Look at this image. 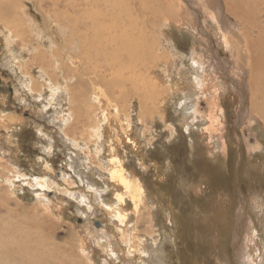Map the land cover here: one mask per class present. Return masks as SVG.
<instances>
[{
    "label": "rangeland",
    "instance_id": "obj_1",
    "mask_svg": "<svg viewBox=\"0 0 264 264\" xmlns=\"http://www.w3.org/2000/svg\"><path fill=\"white\" fill-rule=\"evenodd\" d=\"M24 11L43 21L31 2ZM21 13L0 20V226L32 222L63 264H237L253 242L264 264V117L252 111L251 73L234 71L212 17L200 11L159 30L144 19L146 78L160 96L140 115L138 85L122 99L115 92V105L105 101L97 111L105 120L96 132L92 113L77 123L64 95L53 98L41 86L39 74L50 69L33 65L31 55L49 52L37 49L41 39L28 23H10ZM250 29L243 44L259 31ZM192 57L212 61L202 76L195 77ZM61 63L70 64L65 56ZM111 160L141 185L135 198L109 172ZM109 206L124 213L122 223Z\"/></svg>",
    "mask_w": 264,
    "mask_h": 264
},
{
    "label": "bare ground",
    "instance_id": "obj_2",
    "mask_svg": "<svg viewBox=\"0 0 264 264\" xmlns=\"http://www.w3.org/2000/svg\"><path fill=\"white\" fill-rule=\"evenodd\" d=\"M25 2H31L34 5L42 16V22L25 14ZM176 5L181 10L177 9ZM17 8L22 13L11 18L10 23L16 22L21 28L25 27L24 23H28L29 28L41 39H36L37 49H45L49 52L48 56L44 51L31 55L33 65L34 63L37 66L44 65L50 69L48 71L42 69L46 74H39V78L43 79L40 81L43 83L41 86L44 85V88L50 89L53 98L62 97L59 93L64 95L69 105L68 113L76 114L72 116L77 123L80 122V116L88 119L90 113H92V119H96L98 109L103 112L104 109L100 105L105 101L107 105L114 106L115 92L122 99L124 94L128 91H136L138 86L142 92L136 91L135 96L139 99L140 115H144L143 113L148 109L146 104L149 101H157L156 98L160 96V91L149 86V80L146 78L147 72L145 73L144 66L147 64L145 61L148 46L143 44V39H146L144 19L149 17L155 23L154 30H159L170 22L179 24L178 22L185 18L198 19L200 11L212 17V33L219 40L217 43L223 47V51L230 53L234 71L239 76L244 74L245 69L251 73L248 85L252 99L254 97L253 103L256 102L254 103L256 105L253 104L255 108L252 111L264 117V0H2L0 20H3L4 15L9 16L15 12ZM112 18H115L113 23ZM232 20L233 28L229 25ZM50 24L55 25V29H49ZM249 28H258L259 33L257 32L256 36L244 37L246 40L243 44L241 35ZM198 31L204 32L200 25ZM158 32L160 39L161 31ZM4 44L6 51L13 57V40L5 38ZM167 44L170 45L168 42ZM169 48L173 51L171 47ZM87 52H90L89 58L85 56ZM63 56L69 60V65L61 63ZM192 58L195 77L202 76L210 68L207 63L212 61L207 62L205 58H199L197 61L194 57ZM90 64L93 65L92 70H88ZM138 64L139 66H136ZM204 67H206L205 70H203ZM138 70L142 71L139 73ZM60 72L63 73L61 77ZM45 77L46 80H44ZM22 84L26 87L25 82ZM35 85L36 83L33 82V90L36 91ZM31 86L30 83V89ZM257 99H259L258 102ZM112 108L114 114H117L118 109ZM102 118L105 120L104 114ZM104 120L98 117L91 128L96 132L99 131V125H102ZM37 131L41 133V129ZM108 146L111 148L112 144L109 143ZM109 164V172L119 178L126 190L132 194V198H135V192L139 193L142 190L141 185L136 182L133 184L119 163L111 160ZM34 181L39 188H45L44 179L35 178ZM119 201L121 202L118 203L123 202L122 199ZM111 207L115 211L113 217L119 218L122 223L124 213L122 214L120 208L115 206H109L108 210H111ZM26 220L28 219H25L22 224H25ZM28 224L14 225L2 222L0 264H63L62 257L54 252L55 247L48 248V244L42 241L45 237L39 233L41 229L33 233L29 227L32 222ZM23 228H29V230L26 232ZM107 241H102L103 246H106ZM244 245L247 247L246 243ZM254 246H256L255 242L245 250L244 261L235 257L236 263L255 264L256 260L258 264H261L254 254ZM249 259L252 260L249 261Z\"/></svg>",
    "mask_w": 264,
    "mask_h": 264
}]
</instances>
